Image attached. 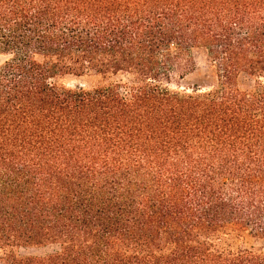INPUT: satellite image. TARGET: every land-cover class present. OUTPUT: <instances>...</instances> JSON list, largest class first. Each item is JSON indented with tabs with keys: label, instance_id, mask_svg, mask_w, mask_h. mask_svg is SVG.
Returning <instances> with one entry per match:
<instances>
[{
	"label": "trees",
	"instance_id": "trees-1",
	"mask_svg": "<svg viewBox=\"0 0 264 264\" xmlns=\"http://www.w3.org/2000/svg\"><path fill=\"white\" fill-rule=\"evenodd\" d=\"M0 55V264H264V0H0Z\"/></svg>",
	"mask_w": 264,
	"mask_h": 264
},
{
	"label": "rangeland",
	"instance_id": "rangeland-1",
	"mask_svg": "<svg viewBox=\"0 0 264 264\" xmlns=\"http://www.w3.org/2000/svg\"><path fill=\"white\" fill-rule=\"evenodd\" d=\"M5 57L0 55V66L3 64ZM102 80V77L98 74L89 73L83 76L77 75H65L59 78L61 83L66 84L67 86L83 85V86H93L99 84ZM239 85L242 88H248L255 86V80L247 75L246 73H241L238 77ZM218 84V78L216 75V70L214 66H209L204 63V61L198 60L197 65L183 75H174L169 82V86L172 89L192 92L193 90L200 88H211ZM264 84V81H263ZM253 242V241H250ZM257 247H260L264 250V238L259 240L258 244H254ZM58 245H51L46 247H32V248H21L22 253L30 254H45L55 250H58ZM1 253V250H0Z\"/></svg>",
	"mask_w": 264,
	"mask_h": 264
}]
</instances>
